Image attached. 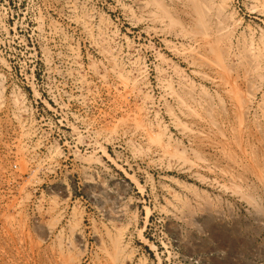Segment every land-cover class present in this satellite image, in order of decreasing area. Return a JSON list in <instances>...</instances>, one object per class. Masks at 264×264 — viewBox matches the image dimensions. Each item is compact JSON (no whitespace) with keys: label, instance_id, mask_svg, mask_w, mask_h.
<instances>
[{"label":"rangeland","instance_id":"rangeland-1","mask_svg":"<svg viewBox=\"0 0 264 264\" xmlns=\"http://www.w3.org/2000/svg\"><path fill=\"white\" fill-rule=\"evenodd\" d=\"M263 43L264 0H0V264H264Z\"/></svg>","mask_w":264,"mask_h":264},{"label":"bare ground","instance_id":"bare-ground-1","mask_svg":"<svg viewBox=\"0 0 264 264\" xmlns=\"http://www.w3.org/2000/svg\"><path fill=\"white\" fill-rule=\"evenodd\" d=\"M205 1V0H204ZM226 1V0H225ZM220 4H222V2L220 3ZM224 4V3H223ZM216 6V5H215ZM222 7V6H221ZM206 8V7H205ZM223 8H225V7H223ZM222 9L220 8V11H221ZM223 11V10H222ZM200 12V11H199ZM202 12V11H201ZM229 13V12H228ZM230 13H232V12H230ZM230 13H229V15H230ZM199 14V13H198ZM208 14V13H207ZM228 15V16H229ZM226 16V15H225ZM200 17H201V15H200ZM231 17H232V15H231ZM198 18V17H197ZM228 20V19H227ZM232 20V19H231ZM223 21V20H222ZM225 22V21H224ZM234 25H236V24H234ZM198 36H200V35H198ZM197 36V37H198ZM259 38V37H258ZM217 42H219V41H217ZM215 44V43H214ZM264 44V43H263ZM262 44V45H263ZM198 46V45H197ZM205 46V45H204ZM217 47V46H216ZM210 48V47H209ZM224 48V47H223ZM252 50H254V54H253V57H252V59L254 60L253 62L255 63V65H257L256 64V62L255 61H257L258 63H259V59H260V51H262V49L261 50H258L257 49V47H252L251 48ZM213 50V49H212ZM217 50V49H216ZM219 50V49H218ZM245 50V49H244ZM211 51V50H210ZM209 51V52H210ZM220 51V50H219ZM219 51H217V52H219ZM223 51V50H222ZM224 51H225V49H224ZM249 51V50H248ZM208 52V51H207ZM198 53V52H197ZM211 53V52H210ZM209 54V53H208ZM223 54H226L225 52L223 53ZM223 54L222 53H217L216 54V60H214L213 62V67L215 68V70L219 73V75H218V77L215 79V81L214 82H216L217 84L216 85H218L219 87H220V89L222 88V90L224 91V92H226V95L225 96H227V98H229L228 100H230V101H233V102H235V105H236V109H237V111H238V113L239 114H241V115H243L242 113H244V112H246V109L248 108V104H251V103H249V102H251V98L254 96L253 94V96H251L250 94L251 93H247L246 95H245V97H242L241 99H238L237 97H235V96H233V93L231 94L230 93V89H229V87H228V81H227V79L223 76V71H224V65H223V58L224 59H226L225 57H223ZM227 55V54H226ZM240 56V55H239ZM204 57V56H203ZM196 58V57H195ZM206 59H207V57H205ZM214 58V57H213ZM199 59H201V58H199ZM208 60V59H207ZM203 61V60H202ZM205 61V60H204ZM203 61V62H204ZM244 61H245V59H244ZM206 62V61H205ZM209 62V61H208ZM227 63V62H226ZM208 64H210V63H208ZM203 65V64H202ZM205 65V64H204ZM211 65V64H210ZM259 65V64H258ZM254 66V65H253ZM255 67V66H254ZM263 68V67H262ZM225 70H227V69H225ZM138 73H139V71H138ZM250 73V72H249ZM244 74V73H243ZM139 75H140V73H139ZM230 75V74H229ZM245 75V74H244ZM242 78H244V77H242ZM246 78V77H245ZM244 78V79H245ZM213 79V78H212ZM215 84V83H214ZM137 85V84H136ZM216 85H215V87H216ZM232 85V84H231ZM136 87V86H135ZM134 87V88H135ZM217 88V87H216ZM139 90V89H138ZM235 92V91H234ZM251 92H254V91H251ZM241 93V92H240ZM237 96H238V94H236ZM224 96V95H223ZM241 96V95H240ZM244 96V95H243ZM220 98V97H219ZM254 98V97H253ZM190 99V98H189ZM233 102H231V103H233ZM234 105V104H233ZM235 105L233 106V107H235ZM232 107V106H231ZM248 109H250V108H248ZM235 110V109H234ZM145 112V111H144ZM139 113H140V111H139ZM139 116V115H138ZM140 116L142 117V115L140 114ZM235 116V115H234ZM264 116V115H263ZM215 117V116H214ZM256 117V116H255ZM243 118V117H242ZM241 118V119H242ZM140 119H142V118H140ZM244 120V119H243ZM242 120V121H243ZM249 120V119H248ZM253 120V119H252ZM203 121V120H202ZM259 121V120H258ZM211 122V121H210ZM244 123V122H243ZM259 124V123H258ZM208 126V125H207ZM217 126V125H216ZM211 127V126H210ZM238 127V126H237ZM259 128V127H258ZM165 129V126H164V128H163V130ZM159 130H161V129H159ZM194 132V131H193ZM198 132V131H197ZM196 132V133H197ZM218 133H219V131H217ZM160 133H163V132H160ZM199 133V132H198ZM225 133V132H224ZM154 134H156V133H154ZM154 134H153V136H154ZM159 134V133H158ZM157 134V136L156 137H158V136H160V134L158 135ZM204 135V134H203ZM162 136H164V135H162ZM166 137V136H165ZM224 137V136H223ZM160 138V137H159ZM170 139V138H169ZM204 139V138H203ZM167 140V139H166ZM162 143V142H161ZM160 146V145H159ZM163 147H165L164 146V144L162 145ZM179 151V150H178ZM177 152V151H176ZM169 157H171V156H169ZM117 236V235H116ZM120 235H118V237H119ZM142 238V237H141ZM113 239V238H112ZM143 241H145L144 239H143ZM125 246H126V244H125ZM124 244H122L121 243V240H120V238H114L113 240H112V248L113 249H111V251L110 252H112V254L110 255L109 253V251H107V253H108V256L109 257H107V259L108 260H110V262H111V264H117V262H119V258H121L124 254H123V250H124ZM107 255V254H106ZM122 260V258L120 259V261ZM73 262H74V260H71V261H69L67 264H73ZM120 263H122L123 264V262H120ZM119 264V263H118Z\"/></svg>","mask_w":264,"mask_h":264}]
</instances>
